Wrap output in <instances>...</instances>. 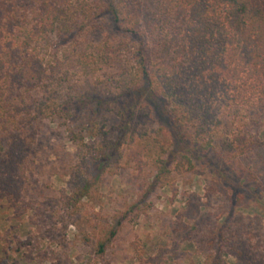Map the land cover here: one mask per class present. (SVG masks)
I'll use <instances>...</instances> for the list:
<instances>
[{
    "label": "trees",
    "instance_id": "1",
    "mask_svg": "<svg viewBox=\"0 0 264 264\" xmlns=\"http://www.w3.org/2000/svg\"><path fill=\"white\" fill-rule=\"evenodd\" d=\"M80 39L96 42L97 60L78 53ZM91 62L99 65L86 76L95 86L83 89L72 75ZM153 102L164 104L182 141L217 147L227 161L258 158L264 144L251 123L264 121V0H0L1 190L13 196L17 182L18 198L39 124L61 122L77 153L62 204L76 211L83 198L99 196L123 146L136 164L153 146L141 133ZM112 113L118 122L108 125ZM188 154L176 163L195 172ZM218 236L236 247L233 225L221 233L214 225L208 244Z\"/></svg>",
    "mask_w": 264,
    "mask_h": 264
},
{
    "label": "rangeland",
    "instance_id": "2",
    "mask_svg": "<svg viewBox=\"0 0 264 264\" xmlns=\"http://www.w3.org/2000/svg\"><path fill=\"white\" fill-rule=\"evenodd\" d=\"M79 43L81 56L97 60L96 42L80 39ZM87 67L82 72L74 70L72 75L84 83L83 89L94 85L86 76L99 65L91 62ZM96 87L101 89V84ZM151 105L152 118L141 133L153 146H145L137 164L123 146L119 162L103 176L99 196L83 198L76 211L64 209L62 197L71 191L77 153L61 122L41 121L28 151L24 168L27 180L18 198L17 182L13 196L0 189V261L214 264L220 257V264H264V145L258 158L227 161L217 147L204 151L193 144L192 137L182 141L164 117V104ZM112 115L108 125L118 122ZM258 123H251L252 133L264 144V121ZM161 151L166 167L164 176L157 180ZM189 151L194 153L195 172L176 163L180 154L189 155ZM2 154L0 146V157ZM214 225H218L219 233L234 226V249L219 236L213 245L208 244L206 237ZM114 229L115 237L109 238ZM97 243H104L102 254L95 251Z\"/></svg>",
    "mask_w": 264,
    "mask_h": 264
}]
</instances>
